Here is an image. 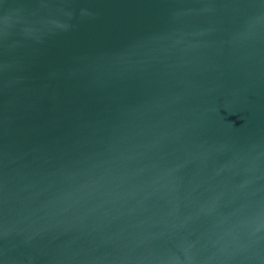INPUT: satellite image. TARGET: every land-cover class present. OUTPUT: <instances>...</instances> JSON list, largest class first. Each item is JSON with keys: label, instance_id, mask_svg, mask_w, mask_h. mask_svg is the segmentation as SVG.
Returning <instances> with one entry per match:
<instances>
[{"label": "water", "instance_id": "water-1", "mask_svg": "<svg viewBox=\"0 0 264 264\" xmlns=\"http://www.w3.org/2000/svg\"><path fill=\"white\" fill-rule=\"evenodd\" d=\"M0 264H264V0H0Z\"/></svg>", "mask_w": 264, "mask_h": 264}]
</instances>
